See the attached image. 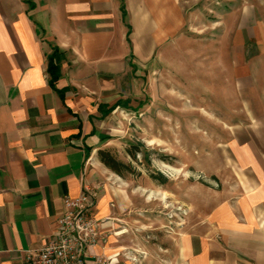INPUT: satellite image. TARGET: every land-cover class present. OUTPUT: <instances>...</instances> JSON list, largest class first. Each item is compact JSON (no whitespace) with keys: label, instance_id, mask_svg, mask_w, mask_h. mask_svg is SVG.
<instances>
[{"label":"crops","instance_id":"0c3cea01","mask_svg":"<svg viewBox=\"0 0 264 264\" xmlns=\"http://www.w3.org/2000/svg\"><path fill=\"white\" fill-rule=\"evenodd\" d=\"M201 2L218 11L202 30L193 23ZM236 2L0 0V264H24L58 228L64 196L86 187L103 223L88 264H131L126 236L147 254L138 264H264V0ZM53 46L64 53L54 87ZM182 68L202 70L220 119L212 128L233 129L235 173L219 168L218 201L202 220L165 244L136 242L116 221L130 225L146 206H132L128 183L98 151L130 133L132 104L146 109L151 82Z\"/></svg>","mask_w":264,"mask_h":264},{"label":"rangeland","instance_id":"374dc122","mask_svg":"<svg viewBox=\"0 0 264 264\" xmlns=\"http://www.w3.org/2000/svg\"><path fill=\"white\" fill-rule=\"evenodd\" d=\"M236 3L239 4V0ZM213 5L211 2L210 6H203L201 2L196 8L200 14L193 21L196 28L202 30L204 20L214 22L218 19V11H213ZM180 61L186 67L185 54L180 55ZM175 72L171 76L168 70L161 85L150 83L143 100L146 104L144 113L138 111L137 102H133L130 133L108 147L117 158L136 169L135 173L119 176L136 196L132 206H146V210L139 215L135 211L132 215L137 221L132 219L130 225L116 221L117 230L129 229L136 242L165 244L166 239L180 235L189 223L202 220L218 201L217 191L222 187L219 168L223 170V178H232L235 173L234 155L229 145L234 140L233 129H215L219 128L220 119L213 113L215 104L204 92L202 70L197 69L193 74L182 68ZM225 141L227 164L219 166L214 155L218 154L219 144ZM139 142L143 144L142 150L133 158L127 150ZM150 173L157 178H151ZM160 174L166 177L165 182ZM121 242L127 244L121 253L123 258L127 252H132L131 264H138V260L146 257L145 250L133 249H137V245L131 244L128 248L129 236Z\"/></svg>","mask_w":264,"mask_h":264},{"label":"built area","instance_id":"2783aa9c","mask_svg":"<svg viewBox=\"0 0 264 264\" xmlns=\"http://www.w3.org/2000/svg\"><path fill=\"white\" fill-rule=\"evenodd\" d=\"M64 202L53 236L41 248L27 251L24 264H88V248L98 243L103 224L90 214L94 198L86 187L77 197L66 194Z\"/></svg>","mask_w":264,"mask_h":264},{"label":"trees","instance_id":"16d2710c","mask_svg":"<svg viewBox=\"0 0 264 264\" xmlns=\"http://www.w3.org/2000/svg\"><path fill=\"white\" fill-rule=\"evenodd\" d=\"M122 10L124 16L126 15V7L123 2ZM44 33V29L40 27V33ZM53 52L48 56V73L50 76V84L54 87L55 82L59 79L61 75V63L64 59V53L60 51L57 46H53ZM133 149H128L127 152L133 158H136L138 152L142 150L143 144L141 142L133 144ZM98 155L100 160L112 171L117 173L120 176H125L126 172L135 173L136 169L132 167L131 164L125 163L124 161L117 158L112 150L109 148H103L98 151ZM151 178L156 179L157 176L153 173H150ZM161 178H163L162 182H165L167 179L160 174Z\"/></svg>","mask_w":264,"mask_h":264}]
</instances>
